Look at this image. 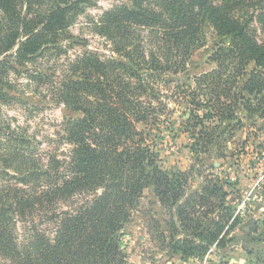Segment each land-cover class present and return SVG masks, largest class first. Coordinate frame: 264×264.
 Returning a JSON list of instances; mask_svg holds the SVG:
<instances>
[{
	"label": "trees",
	"instance_id": "trees-1",
	"mask_svg": "<svg viewBox=\"0 0 264 264\" xmlns=\"http://www.w3.org/2000/svg\"><path fill=\"white\" fill-rule=\"evenodd\" d=\"M90 1L0 0V264H134L121 235L150 185L175 209L167 247L204 255L236 224L226 182L208 177L188 194L189 173L164 168L151 128L137 125H166L159 87L188 72L205 26L213 29L215 66L181 90L189 103L180 127L193 153L223 157L224 142L264 117V0H131L94 23L111 55L87 49L58 81L28 70L66 51L63 40L78 41L68 29ZM23 69L49 85L55 102L82 113L64 123L61 140L70 148L62 160L43 162L24 129L1 123L2 105L27 98L10 78Z\"/></svg>",
	"mask_w": 264,
	"mask_h": 264
},
{
	"label": "rangeland",
	"instance_id": "rangeland-1",
	"mask_svg": "<svg viewBox=\"0 0 264 264\" xmlns=\"http://www.w3.org/2000/svg\"><path fill=\"white\" fill-rule=\"evenodd\" d=\"M130 1L88 2L68 29L78 41L72 45L73 39L63 40L62 50L66 51L47 53L36 62L27 64V69L41 70L58 81L67 74L70 62L87 49L108 57L112 54L109 41L97 33L94 23L104 12ZM253 25L259 27L257 22ZM204 35V45L187 62L188 72L178 74L179 80L170 85L159 87L161 100L166 105L160 118L169 117L165 123L168 128L162 124L155 129L151 124H138L137 127L151 128L148 140L156 142L154 146L164 168L189 173L184 185L188 194L205 185L208 177H218L226 182L224 190L228 195L225 204L231 206L233 216L230 222L236 216V224L221 246L211 245L204 255L173 253L167 244L175 222V209L162 204L150 185L143 190L138 207L133 210L121 235V246L134 264H264V117L258 118L254 124L247 122L232 139L224 142L223 157L194 154L190 135L182 132L180 127L181 121L187 117L189 103L185 93L181 92L182 88H195V77L215 66L210 59L215 45L213 29L205 26ZM23 70L11 73L10 78L18 93L27 98L21 103L2 105L1 123L9 124L11 129H24L31 137L32 146L38 145L37 151L43 162L50 157L62 160L68 156L70 148L61 140L64 123L70 117H81L82 113L70 111L63 103L55 102L49 85H38L28 76L29 71ZM39 216H35L37 220ZM211 218H214L213 214L205 219V223ZM24 230V224L18 222L17 233L22 236Z\"/></svg>",
	"mask_w": 264,
	"mask_h": 264
}]
</instances>
